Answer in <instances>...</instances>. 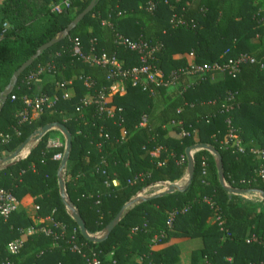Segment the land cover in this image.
Masks as SVG:
<instances>
[{
    "label": "trees",
    "instance_id": "obj_1",
    "mask_svg": "<svg viewBox=\"0 0 264 264\" xmlns=\"http://www.w3.org/2000/svg\"><path fill=\"white\" fill-rule=\"evenodd\" d=\"M91 1L69 0L56 13L61 0H0V95L8 87L0 101V189L18 202L31 198L37 208L34 220L23 209L0 218V264H87L93 256L99 264H179L178 239L200 243L190 264H264V201L241 197L264 194L256 153L264 151V0H98L60 37ZM58 37L11 84L14 72ZM119 37L158 46L149 64L165 81L175 76L172 84L150 85L146 92L127 85L122 95H106L110 67L83 62L73 45L84 55L114 57L123 69L140 66ZM241 56L254 62L239 65L233 76L187 74L193 65H223ZM40 68L43 73L29 79ZM99 92L105 94L100 105L94 101ZM34 96L55 101L19 123L22 99ZM48 125L70 136L60 173L61 160L53 158L62 159L64 149L48 142L65 140L58 129L39 136ZM26 141L28 156L10 160ZM195 146L213 153L193 150L189 177L186 150ZM218 159L225 185L238 193L221 184ZM185 176L171 193L137 198L148 186ZM71 212L89 237L106 238H84ZM45 219L51 222H39ZM43 226L50 235L23 237ZM161 233L160 246L152 248L149 241ZM17 239L18 255L7 254V244Z\"/></svg>",
    "mask_w": 264,
    "mask_h": 264
},
{
    "label": "built area",
    "instance_id": "obj_2",
    "mask_svg": "<svg viewBox=\"0 0 264 264\" xmlns=\"http://www.w3.org/2000/svg\"><path fill=\"white\" fill-rule=\"evenodd\" d=\"M69 5V0H61L59 5H56L53 7V11L56 13L61 12V8H66ZM121 44L124 48L128 49L131 52H135L139 56L140 66L133 67L131 69H123L122 64H120L114 57L107 58L105 56H92L90 55H84L82 54L80 47L77 42H74L73 45V54L80 58L83 62L93 64L95 66H101V67H110L109 71V77L108 80H110V87L106 93V95H122L125 92V88L127 85H130L135 88H139L142 92H146L149 89L150 85H153L155 87H167L172 84L173 80L175 79V76H172L171 81H165L163 79V75L160 71L152 68L149 63L152 62L154 59V53L159 49L158 46H149L146 43H132L127 39H123L121 37L118 38ZM264 60V59H263ZM254 60L247 56H241L238 59H236L233 62H229L228 64L223 65H203V66H196L193 65L187 70V74L189 76H195V74H209L210 80H214L215 76H223L225 74L233 76L239 67V65L244 63H253ZM43 69H39L36 73H33L29 79L35 78L37 75L42 74ZM85 87L89 88L90 84L85 83ZM104 92H99L95 97L94 101L96 104L100 105L101 100L104 97ZM64 98H68L67 95H65ZM54 98H47L45 96H34V97H24L22 99V102L24 104V109L18 114L19 123L25 122L29 115H35L37 112L40 111L41 107L43 106H50L54 103ZM88 101H84V104H87ZM108 116H111V113H107ZM144 119H142V122L140 125L144 124ZM187 133L181 132L180 136H187ZM230 138H233L232 133H230ZM3 141L8 140V136H4L2 138ZM48 145L51 147H57V148H63L65 149V143H61L59 139L57 140H50L48 142ZM237 145L240 146V143L237 142ZM156 151L155 153H157ZM29 150L23 149L18 159H24L28 156ZM258 156L260 157L261 161L263 162L262 168L259 170V174L263 175V168H264V151H258L256 152ZM192 156V155H191ZM54 160L60 161L61 155H56L53 158ZM167 183L162 184H154L151 185L153 188H159L161 186L164 187V192L167 191L168 188ZM206 203L212 204L205 200ZM19 208V202L14 198V196L9 193L8 191H5L3 189H0V218L6 219L10 214L13 212H16ZM37 208H35L36 210ZM186 210H183L185 212ZM176 212L170 213L168 215L167 221H166V227L171 228L172 223L174 221ZM44 221L51 222L50 219L45 220H39L40 223H43ZM54 227H60L58 224H53ZM30 234H35L37 232L44 233L46 235L51 234V230L49 227H41L38 230H34L33 228L29 229ZM137 229H133V233H135ZM103 234H97L94 237L100 238ZM164 234H160L159 236H154L152 238L153 243H159L161 239L163 238ZM22 246V241L17 239L6 246V253L12 256L18 255L20 249ZM76 246L72 247V251H76ZM87 264H99L97 259L93 256L92 259H90Z\"/></svg>",
    "mask_w": 264,
    "mask_h": 264
},
{
    "label": "water",
    "instance_id": "obj_3",
    "mask_svg": "<svg viewBox=\"0 0 264 264\" xmlns=\"http://www.w3.org/2000/svg\"><path fill=\"white\" fill-rule=\"evenodd\" d=\"M98 1V0H92L91 3L89 4V6L80 14L78 15L74 20L73 22L65 29V31L61 34L60 37H64L68 34V32L86 15L88 14L95 2ZM60 37H58L57 39L55 40H52L46 44H44L43 46H41L40 48H38V50L36 51V53L29 59L27 60L26 62H24L13 74V76L11 77V84H14L18 78V76L24 72V70L29 67L31 64H32V61L35 60L38 55L40 54V52L50 48L53 44H55L59 39ZM8 94V87H6L3 91V93L0 95V101L1 102H4L5 101V97L7 96ZM54 129H58L59 132L62 134V136L64 137V140H65V149H64V154H63V157L61 159V162H60V167H59V173L65 168V165H66V162H67V159H68V156H69V152H70V148H71V145H70V136L69 134L66 132V130L62 127V126H54V125H48V126H45L41 129L40 133H39V136L43 135L44 133H47L51 130H54ZM28 145V141L24 142L20 148L10 157V160H13L15 158H17L19 156V152H21L26 146ZM202 149H206L208 150L209 152L213 153V150L211 148H206L204 146H195L194 148H190V149H187L186 150V154H187V157H188V168H187V173L189 175V177L191 176L192 174V156H191V152L193 150H202ZM217 168H218V175H219V178L221 179V184L223 185V187L228 190L229 192L231 193H238L234 190H230L227 188V186L225 185L223 179H222V170H221V162L220 160L218 159L217 160ZM174 187H176L174 184H169L168 185V188H167V191H165L164 193H171L174 189ZM59 192H60V196H61V199L63 201V203L65 204V194H64V188H63V184H62V181L59 180ZM163 194V193H162ZM257 196L264 201V194L261 193V194H257ZM71 218L75 221V223L77 224L78 228H79V231L80 233L82 234V236L86 239H88L89 241L93 242V243H99L101 241H103L105 238H106V234H103L102 237L100 238H97V237H89V235L85 232V229H84V226L80 220V218L77 216L76 213L74 212H71ZM121 214H122V211L117 215V217L115 218V220L110 224V226L108 227L107 229V234L111 231V229L113 228V226L118 222V220L120 219L121 217Z\"/></svg>",
    "mask_w": 264,
    "mask_h": 264
},
{
    "label": "crops",
    "instance_id": "obj_4",
    "mask_svg": "<svg viewBox=\"0 0 264 264\" xmlns=\"http://www.w3.org/2000/svg\"><path fill=\"white\" fill-rule=\"evenodd\" d=\"M218 78V76H215L214 79ZM180 136V134H179ZM59 139L58 136L51 139V140H57ZM24 149H28V148H24ZM193 152H191L192 155ZM187 180V176L183 177L181 180L173 183L175 186H182L185 181ZM164 187L161 186L159 188H153L152 186H148L146 188H144L138 195L137 198H148L154 195H159L164 193ZM241 197L245 200L248 201H256L258 199H260L258 196L256 195H241ZM261 200V199H260ZM18 209H23L25 211V213L32 218L33 220L35 219V206L32 203V199L31 198H24L23 200L19 201V208ZM30 231L29 229H27L24 234L23 237H27L29 236ZM22 241V240H21ZM176 244H178L179 248H180V255H179V264H190V259H191V252L193 250H197L200 246V243L196 240H185V239H178L174 241ZM150 245L152 248H158L160 246V243H153L152 239L149 241ZM138 261V259L136 260Z\"/></svg>",
    "mask_w": 264,
    "mask_h": 264
},
{
    "label": "rangeland",
    "instance_id": "obj_5",
    "mask_svg": "<svg viewBox=\"0 0 264 264\" xmlns=\"http://www.w3.org/2000/svg\"><path fill=\"white\" fill-rule=\"evenodd\" d=\"M257 196V195H256Z\"/></svg>",
    "mask_w": 264,
    "mask_h": 264
}]
</instances>
